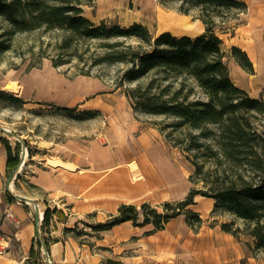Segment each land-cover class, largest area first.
Masks as SVG:
<instances>
[{"label": "trees", "instance_id": "16d2710c", "mask_svg": "<svg viewBox=\"0 0 264 264\" xmlns=\"http://www.w3.org/2000/svg\"><path fill=\"white\" fill-rule=\"evenodd\" d=\"M93 0H0V18L9 24L7 33L39 29L56 32V48L68 57L89 61V66L109 63L122 65L118 71L117 87L126 81L135 87L125 89L133 111L166 115L173 118L167 124L180 130L181 139L173 145L183 151L192 169L189 180L193 185L181 201L165 202L163 211L148 202L138 207L122 203L106 222L98 221L94 229H108L112 225L131 220L135 225L151 223L154 231L161 229L170 218L181 212L192 228L202 218L192 207L197 195L213 199L211 213L228 212L243 220V228L234 227L233 220L221 222L220 228L238 238L244 232L252 240V252L264 254V101L251 97L230 77L225 62L226 52L222 39L214 32L210 17L220 8L246 9L243 0H194L200 6L199 19L205 31L197 35L177 34L168 30L152 34L140 22L128 26L117 23L98 24L82 13V6ZM176 10L189 14L192 0H180ZM93 40H104L98 47ZM10 44L0 41V51ZM240 66L253 70L247 52L239 46L230 48ZM54 66L64 59L51 57ZM83 74L90 75L89 72ZM165 133V128H161ZM5 147L7 174L12 173L20 161L12 154L10 142L0 136ZM202 182L203 187H196ZM8 197L15 196L8 193ZM52 211L44 210L47 226ZM142 217V218H140ZM37 228V227H36ZM152 230L146 231L147 233ZM57 240L52 237V241ZM30 256L37 260L40 248L36 241ZM47 248V247H46ZM116 264L121 261L109 260ZM163 264V263H156Z\"/></svg>", "mask_w": 264, "mask_h": 264}, {"label": "crops", "instance_id": "0c3cea01", "mask_svg": "<svg viewBox=\"0 0 264 264\" xmlns=\"http://www.w3.org/2000/svg\"><path fill=\"white\" fill-rule=\"evenodd\" d=\"M243 1L246 9L238 10L234 22H229L233 33L228 32L227 48L237 45L247 52L253 70L249 72L240 66L232 54L225 55V62L232 81L251 97L264 101V0ZM126 17V26L137 21L147 28L152 26L156 34L168 30L174 35L192 36L205 30V24L199 18L190 19L189 15L179 10L161 7L155 0H141L140 4H136L135 11L128 12ZM166 18L182 20L183 24H168ZM224 34L227 33L218 35L222 43L225 42ZM103 111L106 122L102 131L103 140L90 143L85 154L79 157L66 155L51 159L71 163L73 168L49 164L48 158H45L41 168L36 170L35 184L43 189L48 202L44 209H39L41 215L37 211L40 222L36 224L34 221L30 226L27 207L16 206L15 197L10 199L8 193L12 192L7 190L5 199L10 207L5 212L12 215L5 217L11 220L15 214L20 221L26 222L19 230L20 242H17L22 253L27 255L21 257L17 253L15 233L19 228L8 220L0 223V241L6 247L5 254L0 256V264H24L26 259H30L31 263L30 247L34 244L37 250L34 233L38 226L44 228L42 233L46 247L55 264H99L105 257L103 248L112 250L123 264H260V258L252 252L251 239L237 238L225 232L220 228L219 221L210 225L202 222L194 229L188 224L184 212L154 231L151 223L139 226L125 220L114 224L91 241L88 255L86 248L82 247L83 243H79L74 236L66 235L64 229L80 222L85 215H91L95 221H105L124 202L137 206L148 202L158 208L168 201L183 200L193 186L189 180L192 173L189 161L156 124L138 119L131 105L114 106L107 112ZM4 161L7 171L6 153ZM20 166L16 167V175ZM135 172L140 174L136 178ZM198 196L207 202V197L197 195L194 197L196 203L188 207L195 209L199 205L201 199ZM47 208H56L60 214L52 211L50 223L46 226L43 215ZM197 213L202 219L210 215ZM149 230L152 232L147 233ZM52 237L57 240L52 241ZM37 260H40V251Z\"/></svg>", "mask_w": 264, "mask_h": 264}, {"label": "rangeland", "instance_id": "374dc122", "mask_svg": "<svg viewBox=\"0 0 264 264\" xmlns=\"http://www.w3.org/2000/svg\"><path fill=\"white\" fill-rule=\"evenodd\" d=\"M155 2L171 10H176L181 3L180 0H155ZM140 3L141 0H93L82 6V13L97 24L105 20L107 25L117 23L126 26V14L135 11L136 4ZM196 3L192 0L188 5L190 13L187 15L190 19H196L201 14L200 6L195 5ZM236 12H238L236 8H220L217 14H212L210 17L217 36L221 32L227 33L222 36L225 42L221 45L226 55H231L230 49L227 48V37L233 33L232 26H230L232 24L229 22H234ZM166 21L171 25L177 22L183 24L182 20L174 21L166 18ZM160 22L162 23L161 19ZM8 28L10 27L7 21L0 18V41L10 44L8 49L0 51V136L10 142L12 154L17 155L21 166L17 175L15 174L17 168L10 173L12 177L9 182V175L5 170V147L0 142V223L10 220L5 217L8 213L5 212L6 208L10 207L5 198L7 192L10 191L15 195L16 206H23L24 209L27 207L28 223L32 226L34 221L36 224L40 222L37 218V211L39 212L40 208L44 209L48 203L43 189L34 181V174L41 168L44 159L48 158L47 162L53 165L51 162L53 156L79 157L85 154L90 143L97 139L103 140L102 131L106 127L103 110L107 112L114 106L131 105L125 89L135 87L136 84L124 81L120 87L115 85L118 82V71L122 65L102 63L89 66V61L68 57L64 50L60 51L55 46L58 40L56 32L45 33L43 30L33 29L17 31L10 35L7 33ZM149 29L152 34L156 35V30L152 26ZM100 42L104 40H93L92 48L98 47ZM51 57L58 60L62 58L65 62L54 66ZM84 72H89L90 75L83 74ZM12 81L21 85L22 91L19 94L5 87V84ZM135 114L143 122L156 124L160 129L164 127L165 133L163 134L172 144L174 143L172 139L182 138L180 130H173L174 127L167 125L174 121L172 117L148 114L139 110H136ZM166 133H170L172 139ZM203 185L202 182H198L196 187H203ZM199 199H201L199 205L195 209L192 208L197 210L196 212H201L203 216L210 213L208 217L202 219L205 224L233 220L234 227L243 228V220L233 213L222 211L211 213L213 199L207 197V202L204 198L199 197ZM157 209L163 211V206ZM213 218L217 219L213 220ZM10 221L17 229L19 228L15 233L17 253L21 257L27 255V253H22L17 242L21 235L19 230L25 226L26 222L20 221L15 214ZM96 222L98 221H95L91 215H85L80 222L64 229L66 235L74 236L79 243H83L82 247L86 248L87 255L92 248L91 241L103 232V229L92 227ZM40 231L43 232L44 228L42 227ZM35 235L37 233H34ZM0 238L2 240V237ZM238 238L251 239L244 232L239 233ZM5 248L3 241H0V256L5 254ZM103 252L105 257L100 260L99 264H116L109 261L112 259L121 261L109 248H103ZM256 257L260 258V264H264L262 252H257ZM24 264L38 263L33 258L31 263L30 259H26Z\"/></svg>", "mask_w": 264, "mask_h": 264}, {"label": "built area", "instance_id": "2783aa9c", "mask_svg": "<svg viewBox=\"0 0 264 264\" xmlns=\"http://www.w3.org/2000/svg\"><path fill=\"white\" fill-rule=\"evenodd\" d=\"M7 216L8 215H12L11 212H8L6 214ZM41 228L38 226V228L36 229V241L39 242V248H40V260L42 262H44L45 264H53L54 262L51 260L50 258V252H49V249L46 248V243H45V239L43 237V233L40 231Z\"/></svg>", "mask_w": 264, "mask_h": 264}, {"label": "bare ground", "instance_id": "6f19581e", "mask_svg": "<svg viewBox=\"0 0 264 264\" xmlns=\"http://www.w3.org/2000/svg\"><path fill=\"white\" fill-rule=\"evenodd\" d=\"M5 87L9 88L11 91L19 94L21 91H22V88H21V85L19 83H16V82H9L7 84H5ZM51 162H53L54 164L57 163L59 165H63V166H68L70 168H73V164L71 163H68V162H63L62 160H51ZM132 167H135L134 164H131ZM19 169V168H18ZM134 172V171H133ZM136 173V172H135ZM139 173H136L134 176L135 178L138 176ZM140 175V174H139ZM39 214L41 215L42 214V211L40 210Z\"/></svg>", "mask_w": 264, "mask_h": 264}, {"label": "water", "instance_id": "95a60500", "mask_svg": "<svg viewBox=\"0 0 264 264\" xmlns=\"http://www.w3.org/2000/svg\"><path fill=\"white\" fill-rule=\"evenodd\" d=\"M10 179H11V176L9 177V181H10Z\"/></svg>", "mask_w": 264, "mask_h": 264}]
</instances>
